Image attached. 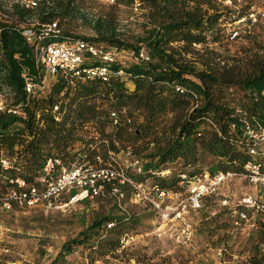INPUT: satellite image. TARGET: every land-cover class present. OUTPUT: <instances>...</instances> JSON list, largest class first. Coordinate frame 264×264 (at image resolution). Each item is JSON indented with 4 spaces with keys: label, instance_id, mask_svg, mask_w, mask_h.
Listing matches in <instances>:
<instances>
[{
    "label": "trees",
    "instance_id": "trees-1",
    "mask_svg": "<svg viewBox=\"0 0 264 264\" xmlns=\"http://www.w3.org/2000/svg\"><path fill=\"white\" fill-rule=\"evenodd\" d=\"M136 1L142 12L140 34L128 37L120 31L116 9L120 4L134 7ZM35 2V7L26 8L0 0V95L10 107H19L18 114L0 112V152L18 164V175L27 183L34 182L47 159L57 156L69 162L89 151L87 157L93 161L99 145L115 154L118 145L124 152L130 148L131 155L143 162L144 175L152 176L160 189L174 191L182 173L239 175L256 158L244 146V132L246 125L264 131V44L247 38L251 47L246 57L218 63L209 46L221 44V24L230 14L221 4L215 0H114L107 12L91 15L86 0ZM251 6L246 4L241 14L232 13L231 22L253 15ZM52 22L57 23V37L30 44L22 35L23 26L33 25L39 33L41 25ZM77 26L93 35H76ZM237 36L234 31L230 39ZM77 40L135 56L144 50L148 61L111 64V72L122 69L128 78L112 75L104 83L58 73L50 79L46 93L28 94L26 83L38 84L44 78L41 49L53 42ZM90 125L98 131L97 139L87 135ZM82 142L86 148L78 156L70 155ZM135 142L139 144L134 146ZM176 163L177 171L170 167ZM164 171L169 174L154 175ZM110 223L113 226L107 229ZM131 223V217L109 215L92 221L63 244L51 264L64 262L75 248L89 252L87 264L115 254ZM256 223L246 239L247 264H264L259 253L264 214ZM225 229V225L213 228L214 233Z\"/></svg>",
    "mask_w": 264,
    "mask_h": 264
},
{
    "label": "rangeland",
    "instance_id": "rangeland-1",
    "mask_svg": "<svg viewBox=\"0 0 264 264\" xmlns=\"http://www.w3.org/2000/svg\"><path fill=\"white\" fill-rule=\"evenodd\" d=\"M215 1L230 13L221 24V44L209 46L217 55L218 63L223 65L246 57L251 47L248 39L264 44V0ZM113 4L107 0H86L84 3L91 15L105 13ZM246 4L252 5L249 12H253V15L231 22L232 13H243ZM141 13L134 7L118 5L116 15L120 31L128 37L140 34ZM234 31L238 32V36L230 39ZM75 33L86 37L93 35L92 31L78 26ZM195 49L204 51L205 48L196 46ZM132 60L122 53L118 62L127 66ZM46 82L49 85L50 79ZM128 86L131 87L130 84ZM106 130L111 131L109 128ZM133 130L131 128L129 133L133 134ZM86 133L89 137L98 135L94 125L87 126ZM117 147L119 153L112 152L110 158L100 145L97 149L105 163L116 161L126 164L128 157L120 145ZM85 148V142L76 144L70 155L78 156ZM170 167L176 171L180 169L179 163ZM204 167L207 168L206 165ZM141 180L148 186L155 184L152 176L144 175ZM126 192L122 208L112 197H97L71 205L65 211H49L40 207L0 211V264H51L65 242L76 237L92 221L106 215L131 217L128 236L132 239L121 243V249L115 254L107 255L93 264H135L133 259L138 260L139 264H246L250 248L246 239L253 229L235 226L234 217L228 211L238 206L246 196L263 201L264 188L261 185H252L241 176L231 177L215 195L202 200L199 209L191 208L183 191L178 201L164 200L163 204L171 209L168 211L176 209L166 219L148 205L131 200L132 195L128 190ZM177 211L180 216L175 215ZM216 214L219 215L212 220ZM251 219L257 221L258 217L251 215ZM220 225H225L226 229L214 233V226ZM218 249L222 250L220 255ZM88 253L85 249L75 248L64 262L57 264H87Z\"/></svg>",
    "mask_w": 264,
    "mask_h": 264
},
{
    "label": "built area",
    "instance_id": "built-area-1",
    "mask_svg": "<svg viewBox=\"0 0 264 264\" xmlns=\"http://www.w3.org/2000/svg\"><path fill=\"white\" fill-rule=\"evenodd\" d=\"M107 1L114 2V0ZM12 2L26 8L36 6L35 0H13ZM138 7L139 3L136 1L134 8L138 10ZM21 30L22 35L30 44L42 41L46 37H57L58 35L56 22L41 25L39 33L33 30V25L23 26ZM41 51L44 78L38 84L26 83L25 90L28 94L35 91L46 93L49 90L47 79L55 78L58 73L76 78L97 79L103 83L108 82L112 75L126 79L128 77L124 70L119 69L116 72L109 70V66L118 62L122 53H126L134 60L148 61V55L144 50L135 56L131 52L119 51L102 45H92L82 40L53 42L46 45ZM18 109L19 107L13 108L6 104L0 95V112L18 114ZM111 118L115 125L117 114L111 113ZM93 137L97 139L98 135L95 134ZM244 146L249 156L256 157L245 164L244 173L236 175L219 171L214 175L204 172L194 176L182 173L176 191L162 190L155 184L148 186L146 182L135 181L134 177L145 174L144 164L140 158L131 155L130 148L125 151V155L128 157L126 164L116 161L111 164L105 163L98 152L91 161L87 157L89 151L69 162H64L57 156L49 158L43 164L39 176L34 179L33 183H27L19 176L21 168L18 164L0 152V211L10 212L14 209L35 207L49 211H65L71 205L97 197H112L119 208H122L121 205L126 199L128 190V193L132 195L131 200L148 205L166 219L176 209L168 211L171 209L163 204L164 200L178 201L183 191L191 208L199 209L203 197L215 195L220 186L234 176H241L250 184L261 185L264 188V165L261 160L264 159V131H255L246 125ZM90 149L93 150V147ZM106 153L109 158L113 155L111 151H106ZM10 172L14 174L8 175ZM168 174L169 171L154 173L156 176ZM223 204L225 205L226 202L224 201ZM230 214L234 217L233 224L235 226H239L241 229H255L257 223L251 219V215L259 217L264 214V200L246 196L241 199L238 206L230 210ZM175 215L180 216V212L177 211ZM112 226V223L108 224L107 229ZM130 239H132L131 236H125L121 243L128 242ZM217 251L220 255L222 250L218 249ZM259 253L264 257V242L259 246Z\"/></svg>",
    "mask_w": 264,
    "mask_h": 264
}]
</instances>
